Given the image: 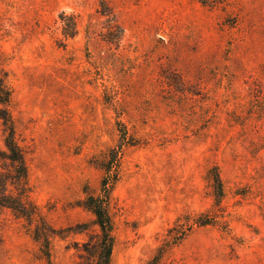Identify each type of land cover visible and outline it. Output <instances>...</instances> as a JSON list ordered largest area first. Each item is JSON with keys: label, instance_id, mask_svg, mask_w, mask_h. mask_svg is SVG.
<instances>
[{"label": "rangeland", "instance_id": "obj_1", "mask_svg": "<svg viewBox=\"0 0 264 264\" xmlns=\"http://www.w3.org/2000/svg\"><path fill=\"white\" fill-rule=\"evenodd\" d=\"M0 76L56 264H79L97 240L81 205L100 192L121 123L135 145L117 160L113 264H149L181 216L211 209L215 166L220 226L196 228L159 264H264V0H0ZM37 224L0 211V264H46Z\"/></svg>", "mask_w": 264, "mask_h": 264}, {"label": "trees", "instance_id": "obj_2", "mask_svg": "<svg viewBox=\"0 0 264 264\" xmlns=\"http://www.w3.org/2000/svg\"><path fill=\"white\" fill-rule=\"evenodd\" d=\"M203 5L215 7L222 0H200ZM63 34L66 38H73L77 34V21L74 16L62 13ZM13 90L5 76H0V121L3 127L4 148L0 147V161L5 171H0V211L10 209L17 217L30 222L33 219L38 224L32 231L33 238L40 244V249L46 264H56L52 255V234L54 229L42 217L38 207L30 199L29 168L25 151L17 139L16 122L12 113ZM120 124V123H119ZM120 145L108 151L109 156L99 162L103 171L100 192L98 194L86 191L82 207L94 216V223L98 228L97 240L87 243L86 256L79 264H113L115 247L114 220L112 207L114 205L113 192L120 180L118 156L124 146H134L133 141H127L129 132L127 126L120 124ZM111 157V158H109ZM208 181L214 205L211 209L201 213H187L181 216L176 225L169 230V239L158 249V253L149 264H159L168 249L183 240L187 234L196 228L220 226L217 211L222 207L227 196L226 187L219 167H212L208 171ZM185 220V231H177L180 222ZM185 232V233H184ZM187 232V233H186ZM177 233V234H175ZM178 236V237H177Z\"/></svg>", "mask_w": 264, "mask_h": 264}]
</instances>
